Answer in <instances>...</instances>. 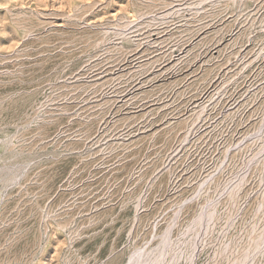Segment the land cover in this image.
Here are the masks:
<instances>
[{"label": "rangeland", "instance_id": "rangeland-1", "mask_svg": "<svg viewBox=\"0 0 264 264\" xmlns=\"http://www.w3.org/2000/svg\"><path fill=\"white\" fill-rule=\"evenodd\" d=\"M168 234L264 264V0H0V264Z\"/></svg>", "mask_w": 264, "mask_h": 264}, {"label": "bare ground", "instance_id": "bare-ground-1", "mask_svg": "<svg viewBox=\"0 0 264 264\" xmlns=\"http://www.w3.org/2000/svg\"><path fill=\"white\" fill-rule=\"evenodd\" d=\"M231 194V193H230ZM140 202V201H139ZM261 203V202H260ZM262 206V205H261ZM139 207V206H138ZM212 211V210H211ZM210 211V212H211ZM213 212H215V211H213ZM212 215H214V214H212V212L209 214V217H211ZM132 230V229H131ZM171 231V230H170ZM168 233H169V231H168ZM188 233V232H187ZM186 233V234H187ZM171 234V233H170ZM183 235V234H182ZM261 235V238L260 239H262V240H264V238H262V234H260ZM165 236V235H164ZM163 236V239H162V243L160 244L161 246H159L158 248H156L154 251H153V249H152V251L153 252H151L150 250H140L139 252H137L134 256H132L131 258H130V260H129V262H128V264H175L178 260H180L181 259V257H182V255H183V253H184V250H180V248H176L177 250H173L172 248H173V246H172V244H173V242H171V239H170V236H169V234L166 236V237H164ZM260 239H258L257 241L259 242V241H261ZM190 242V241H189ZM191 242H193V241H191ZM258 242H256V244L258 243ZM264 242V241H263ZM172 243V244H171ZM185 243V242H184ZM188 243V242H187ZM194 243V242H193ZM261 243H262V241H261ZM178 245V244H177ZM181 245H183V244H181ZM186 245V244H185ZM195 245V244H194ZM261 245V244H260ZM189 246H190V244H189ZM191 246H192V243H191ZM178 247V246H177ZM193 247H195V246H193ZM255 247V246H254ZM182 248V247H181ZM258 248V247H257ZM194 249V248H193ZM250 249V248H249ZM255 249H256V247H255ZM259 249V248H258ZM262 249V248H261ZM189 250V249H188ZM260 250V249H259ZM194 251H192V253H190V262L191 261H193V253ZM246 252H249V251H245V254H250V252L249 253H246ZM172 254V256H171V258H169V259H167V255H169V254ZM252 254V253H251ZM189 255V254H188ZM188 255H187V257H188ZM244 255V254H243ZM250 256V255H249ZM249 256H248V258L247 259H249ZM247 257V255L244 257V258H246ZM180 258V259H179ZM237 260H238V258H237ZM240 261H241V258L239 259ZM243 261H247V260H243ZM241 263H242V261H241ZM243 263H245L246 264V262H243ZM192 264V263H191Z\"/></svg>", "mask_w": 264, "mask_h": 264}]
</instances>
